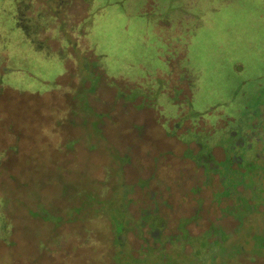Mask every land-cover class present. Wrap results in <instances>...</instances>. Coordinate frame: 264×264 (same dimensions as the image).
Returning a JSON list of instances; mask_svg holds the SVG:
<instances>
[{
    "label": "rangeland",
    "instance_id": "obj_1",
    "mask_svg": "<svg viewBox=\"0 0 264 264\" xmlns=\"http://www.w3.org/2000/svg\"><path fill=\"white\" fill-rule=\"evenodd\" d=\"M249 122L264 0H0V264H264Z\"/></svg>",
    "mask_w": 264,
    "mask_h": 264
},
{
    "label": "flooded vegetation",
    "instance_id": "obj_2",
    "mask_svg": "<svg viewBox=\"0 0 264 264\" xmlns=\"http://www.w3.org/2000/svg\"><path fill=\"white\" fill-rule=\"evenodd\" d=\"M248 110V108L246 107L243 111H241L240 113H242V112H246ZM246 115L248 116V114L246 113ZM249 116L251 117V121H254V119H255V117H254V115H253V113H250L249 114ZM244 119H245V117H243ZM248 126H246V128H248L249 126V128L251 129L250 131H248V134L250 133L251 134V139L253 140H255L254 142H259V145L260 144H264V129H263V127H264V125L263 126H261L259 123H258V126L257 125H250L251 123L249 122V123H246ZM262 127V128H261ZM259 128H261V130H259ZM243 133V132H242ZM234 134H236L235 132H232V136L234 135ZM246 134V133H245ZM263 135V136H262ZM246 137H247V139H248V135L246 134ZM250 141V140H249ZM235 142H237V140L235 141ZM241 146H243V147H245V150H244V152H247V151H253V144L252 143H249V144H246V142H245V136H244V134H240V147ZM232 148L234 149V148H237L236 147V145L234 144V145H232ZM257 150V149H256ZM253 156L255 157V158H259V159H261V157H264V152L263 153H261V152H258V150L256 151V152H254V154H253ZM243 158H244V156H242ZM239 157H236V158H234L235 160H237ZM243 158H241L240 157V161L241 162H243V161H245L246 160V158H244L245 160H243ZM212 159L215 161V157H213L212 156ZM240 162V163H241ZM242 171H243V169H242ZM240 187H243V189L240 191V192H243L246 188H245V186H243L242 184H240Z\"/></svg>",
    "mask_w": 264,
    "mask_h": 264
},
{
    "label": "trees",
    "instance_id": "obj_3",
    "mask_svg": "<svg viewBox=\"0 0 264 264\" xmlns=\"http://www.w3.org/2000/svg\"><path fill=\"white\" fill-rule=\"evenodd\" d=\"M182 8H183V7H182ZM183 11H184V8H183ZM13 12H14V11H11V12H7V10L5 11V13L8 14L9 16H12V13H13ZM184 12H185V11H184ZM185 15H188V14L185 12ZM11 18H13L15 22H16V20L19 21V18H17V16L15 17V15H14L13 17H11ZM16 24H17V22H16ZM18 27H20V28H21L26 34H28L27 29H26V28H25L20 22H19V24H18ZM20 28H19V29H20ZM38 47H39V46H38ZM39 48H40V47H39ZM235 135H236V134H234L233 137H235ZM231 146H232V145H231ZM223 147H224V146H223ZM230 148H231V147H230ZM212 156L214 157V155L210 152V156L207 158L208 162H212V160H213V159H212ZM227 157H228V155H227ZM227 157H226V158H227ZM226 158H224V159L221 160V161H217V162H218V163H219V162H222V161L226 160ZM238 159H239V158H238ZM238 159H237V160H235V159L233 160V162H234V163H233V167H236L237 164H242V162H241V163H240V162L237 163ZM213 161H214V160H213ZM235 163H236V164H235ZM218 166H219V165H218ZM240 170H241L242 173L245 172V171L248 172V170H245V171L243 170V171H242V168H241V167H240ZM222 181H223V180H222Z\"/></svg>",
    "mask_w": 264,
    "mask_h": 264
}]
</instances>
